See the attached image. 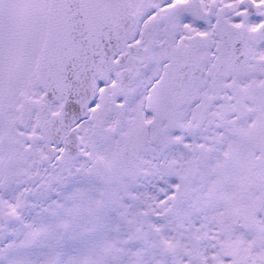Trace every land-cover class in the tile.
Listing matches in <instances>:
<instances>
[{
  "label": "snow or ice",
  "instance_id": "6c2138e0",
  "mask_svg": "<svg viewBox=\"0 0 264 264\" xmlns=\"http://www.w3.org/2000/svg\"><path fill=\"white\" fill-rule=\"evenodd\" d=\"M0 264H264V0H0Z\"/></svg>",
  "mask_w": 264,
  "mask_h": 264
}]
</instances>
